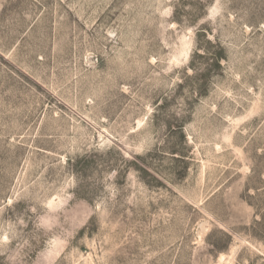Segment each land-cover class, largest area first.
<instances>
[{
  "label": "rangeland",
  "instance_id": "rangeland-1",
  "mask_svg": "<svg viewBox=\"0 0 264 264\" xmlns=\"http://www.w3.org/2000/svg\"><path fill=\"white\" fill-rule=\"evenodd\" d=\"M0 264H264V0H0Z\"/></svg>",
  "mask_w": 264,
  "mask_h": 264
},
{
  "label": "trees",
  "instance_id": "trees-1",
  "mask_svg": "<svg viewBox=\"0 0 264 264\" xmlns=\"http://www.w3.org/2000/svg\"><path fill=\"white\" fill-rule=\"evenodd\" d=\"M218 47H219V50L216 51L217 53H215L214 60H216L219 63V61H221V59L223 58V56L225 54V50H224V48H222L221 45H219ZM219 65H220V63H219Z\"/></svg>",
  "mask_w": 264,
  "mask_h": 264
}]
</instances>
